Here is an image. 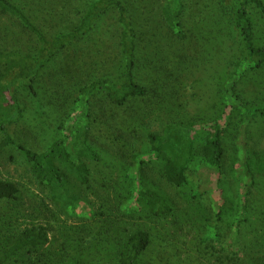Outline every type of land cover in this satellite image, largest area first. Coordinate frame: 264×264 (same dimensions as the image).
Instances as JSON below:
<instances>
[{
	"label": "rangeland",
	"instance_id": "374dc122",
	"mask_svg": "<svg viewBox=\"0 0 264 264\" xmlns=\"http://www.w3.org/2000/svg\"><path fill=\"white\" fill-rule=\"evenodd\" d=\"M42 1L24 0L21 5L30 10L34 25L49 41L81 28L93 6L99 2ZM123 2L143 34L144 45L159 42L164 48L170 42L174 33L163 15L166 0ZM241 2L242 0H185L182 19L188 33L187 43L190 42L201 50V62L206 55L209 62H212V67L210 71L201 67L202 73L209 74L208 77L198 74L203 85L195 93H199L201 103L195 104L191 97L181 99L177 105L184 108V112H178V118H197L199 115L202 118L203 111L207 118L221 115L225 106L223 87L230 73V66L240 55L239 34L235 28L234 16ZM249 11L257 23V44L264 47V16L261 17L254 4H249ZM117 18L116 10L111 9L107 15L95 20L90 32L67 41L65 47L57 51L42 69L36 82V95L31 94L24 85L16 86L22 113L20 119L9 128V134L15 141L43 151L57 137L56 129L61 122L69 114H73L79 88L95 80L115 78L118 75L111 61L116 58L114 35ZM40 48L42 42L38 36L26 29L19 20L5 14L0 15V50L38 55ZM96 63H102L103 66L96 69ZM236 93L247 108H264V66L239 78ZM104 99L106 97L102 94L93 98L92 110L100 116L98 123H104L105 129L111 126L118 129L116 124L121 120L116 117L117 111ZM113 117H116L115 120H112ZM149 120L136 135L121 136L128 142L125 143L128 144L127 148L134 147V150L140 152L147 148L146 130H159V123ZM221 129L225 149L224 168L222 173L214 177L212 191L200 198L194 196V185L198 182L194 168L188 172L189 185L175 188L161 178L160 165L150 166L152 169L148 173L151 175L148 184L163 192L174 212L163 217H154L146 212L142 217L137 214L141 219L129 220V229L146 228L152 232L155 237L153 251L157 254V264H259L264 258V119L246 123L239 110L233 109ZM2 142L0 141L1 147ZM198 147H201L200 143ZM16 150L15 145L7 149L0 148V179L12 180L18 184L21 189L20 201L16 202L17 205L0 203V213L7 214L8 222L21 230L33 224H49L47 219L53 220V244L49 248L54 247L57 262L64 263L66 260L60 257L62 245L68 240L69 245L75 247L70 239L71 228L77 230L78 226L90 223L91 214L80 210L69 214L53 203L48 191L32 177L30 165ZM11 154L15 161L11 160ZM104 157L111 158V155L105 153ZM244 158L247 159L249 173L253 176L249 193L243 188L247 183L246 177L242 178ZM126 160L128 163H120L124 158L114 163L121 172L131 162L128 155ZM108 168L109 180H101V175ZM92 169L94 172L90 186H80V189L84 191L94 214L109 215L123 198L120 173H116L114 180H111L112 163L107 161L101 163V168L94 165ZM100 184H106V188ZM45 207L50 211L48 215L44 214ZM115 208L118 210V207ZM141 209L147 211L144 205ZM125 230L122 228L119 232H126ZM161 241L162 244L167 241L169 246L166 249L159 248ZM112 244L113 242H109L103 250L101 245L84 248L85 252L81 254L75 248L71 256H78L80 261L83 258V262L103 261L105 264H116L113 257L116 249ZM18 261L20 259L14 258L8 264H16Z\"/></svg>",
	"mask_w": 264,
	"mask_h": 264
},
{
	"label": "trees",
	"instance_id": "16d2710c",
	"mask_svg": "<svg viewBox=\"0 0 264 264\" xmlns=\"http://www.w3.org/2000/svg\"><path fill=\"white\" fill-rule=\"evenodd\" d=\"M23 1L0 0V15L19 20L26 29L38 36L42 48L38 55L0 50V141H3V147L0 145V148L7 149L15 145L16 151L30 165L32 177L48 191L53 203L69 214L78 210L89 213L91 219L90 223L78 226L77 230L71 228L70 239L75 247L70 246L66 240L60 252V257L66 261L58 263L55 248H49L53 244V220L47 219L49 224H33L21 230L11 225L7 214L2 212L0 264H8L14 258L20 259L16 264H105L103 261L83 262V258L80 261L78 256H71V253L76 248L77 253L81 254L85 252L84 248L95 245H101L103 250L109 242H113L116 249L113 253L116 264H157L152 232L146 228L129 229V222L141 219L145 212L154 217L174 212L163 192L148 184L151 176L148 173L152 169L150 166L160 165L161 178L175 188L189 185L188 172L194 168L198 180L194 185V196L200 198L212 191L214 177L222 173L224 168L225 149L221 128L229 112L239 110L246 123L264 119V108H247L236 93L239 78L264 66V47L257 44V23L249 11V4H254L263 17L264 0H242L235 12L234 23L239 34L240 55L230 66L223 87L225 106L221 115L207 118L203 111L202 118L199 115L197 118L191 116L186 119L178 118L177 113L184 112V108L177 103L189 97L195 104L201 103L199 93H195L203 85L198 74L208 77L209 74L202 73V69L210 71L212 62H209L206 55L201 62V50L187 43L188 33L182 19L185 0H166L164 3L163 15L174 33L164 48L159 42H155L157 47L155 44L144 45L143 34L123 0H99L81 28L71 34H61L53 41L46 39L36 28L30 10L21 5ZM111 9L116 10L118 15L114 35L116 58L111 60L118 75L115 78L95 80L79 88L73 114L61 122L56 129L57 137L43 151L19 144L9 134L10 126L20 119L22 113L16 86L24 85L31 94L36 95V82L42 69L56 52L64 48L67 41L90 32L95 20L107 15ZM95 66L100 69L103 65L96 63ZM101 94L106 97L104 101L117 111L116 117L121 120L116 124L118 129L113 126L105 129L104 123H98L100 116L92 110L93 98ZM147 120L159 123V130H146L147 148L143 152L134 150V147L127 148V141L121 136L136 135ZM199 143L201 147H198ZM103 152L111 155V158H105ZM126 155L131 162L121 172L114 163L122 158L126 162L120 163H128ZM10 157L15 161L13 154ZM244 160L242 178L246 177L247 183L243 188L249 193L253 176L249 173L247 159ZM103 161L112 163L111 180H114L116 173H120L123 184L122 201L118 203L119 206H115L118 210L114 207L111 211V216L94 214L84 191L80 189V186H90L94 172L92 167L98 165L101 168ZM109 175L110 168L101 175V180L108 181ZM115 180L118 181V178ZM100 186L106 188V184ZM20 195L21 189L17 183L0 179V203L17 205ZM143 205L147 211H142ZM49 213L45 207L44 214ZM137 214L141 217L138 218ZM122 228L127 233L119 232ZM168 246L167 241L163 244L161 241L158 247L166 249ZM259 264H264V258Z\"/></svg>",
	"mask_w": 264,
	"mask_h": 264
}]
</instances>
